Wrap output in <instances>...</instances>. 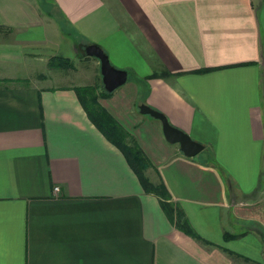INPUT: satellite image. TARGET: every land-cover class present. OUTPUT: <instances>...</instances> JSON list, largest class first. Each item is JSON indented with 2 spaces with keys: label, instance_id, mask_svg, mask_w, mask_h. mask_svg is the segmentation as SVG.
Segmentation results:
<instances>
[{
  "label": "crops",
  "instance_id": "0c3cea01",
  "mask_svg": "<svg viewBox=\"0 0 264 264\" xmlns=\"http://www.w3.org/2000/svg\"><path fill=\"white\" fill-rule=\"evenodd\" d=\"M0 26V264H264V0H0ZM89 44L127 72L99 104L199 240L83 111L74 88L102 87Z\"/></svg>",
  "mask_w": 264,
  "mask_h": 264
},
{
  "label": "trees",
  "instance_id": "16d2710c",
  "mask_svg": "<svg viewBox=\"0 0 264 264\" xmlns=\"http://www.w3.org/2000/svg\"><path fill=\"white\" fill-rule=\"evenodd\" d=\"M53 16L57 22L60 21L58 15L54 14ZM59 24L61 27L63 26L61 22H59ZM3 29L4 28L0 26V32H2ZM57 61H60V64L57 65H65L68 62L66 60L63 62L62 60ZM210 70L212 69L204 68L198 72ZM74 90L84 109L83 111L86 112L88 119L91 121L90 123L93 124L97 130H99V132L124 155L126 159L125 161H127L133 170V173L137 176L143 190L148 194L155 195L159 199L162 211L165 213L171 224H173L179 231L199 240L200 238L188 223L184 212L176 207L171 201L162 182L153 184L147 177L145 172L150 167V162L147 160L142 149L139 148L140 146L135 138L129 135L121 125L116 123V120L99 104L98 100L100 98H106L110 96L112 92H106L103 85L98 92L96 91L97 89L92 86L75 87ZM228 253L229 255L236 257V254H233L232 252L228 251Z\"/></svg>",
  "mask_w": 264,
  "mask_h": 264
},
{
  "label": "water",
  "instance_id": "95a60500",
  "mask_svg": "<svg viewBox=\"0 0 264 264\" xmlns=\"http://www.w3.org/2000/svg\"><path fill=\"white\" fill-rule=\"evenodd\" d=\"M83 53L87 58L93 57L99 61L101 81L106 92L111 93L126 83L127 72L112 66L108 56L101 47L96 44H89L84 47ZM138 109L141 114L148 115L160 122L161 134H163L165 140L168 144H177L185 157L195 158L196 155L204 150V145L193 140L181 129L172 126L167 121V117L158 110H155V108L153 109L148 105L141 104Z\"/></svg>",
  "mask_w": 264,
  "mask_h": 264
},
{
  "label": "rangeland",
  "instance_id": "374dc122",
  "mask_svg": "<svg viewBox=\"0 0 264 264\" xmlns=\"http://www.w3.org/2000/svg\"><path fill=\"white\" fill-rule=\"evenodd\" d=\"M69 47H70L71 51H73V56H72V57L74 58L75 53L77 52V50H76V48L72 45V42H71V41H69ZM79 55H80V57H82V56L84 55L83 51H82V52L79 51ZM64 57H69V56H66V54H65ZM69 58L73 60V58H71V57H69ZM65 59H66V58L62 59V62L65 61ZM56 60H61V59H56ZM55 63H56V64H60V61H56ZM73 63H74V67L76 66V64H79L77 61H74V60H73ZM79 66L82 67L83 65L80 63ZM87 71H89V69H88ZM205 154H206V151L203 150V151L200 152L198 155H200V157H203V156H205ZM198 155H196V156H198ZM200 157H199V158H200Z\"/></svg>",
  "mask_w": 264,
  "mask_h": 264
},
{
  "label": "built area",
  "instance_id": "2783aa9c",
  "mask_svg": "<svg viewBox=\"0 0 264 264\" xmlns=\"http://www.w3.org/2000/svg\"><path fill=\"white\" fill-rule=\"evenodd\" d=\"M53 191H54V192H58L57 187H55V188L53 189Z\"/></svg>",
  "mask_w": 264,
  "mask_h": 264
},
{
  "label": "flooded vegetation",
  "instance_id": "af4514ba",
  "mask_svg": "<svg viewBox=\"0 0 264 264\" xmlns=\"http://www.w3.org/2000/svg\"><path fill=\"white\" fill-rule=\"evenodd\" d=\"M82 51H84V48H83V50H82ZM82 51H81V52H82Z\"/></svg>",
  "mask_w": 264,
  "mask_h": 264
}]
</instances>
